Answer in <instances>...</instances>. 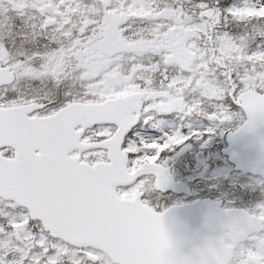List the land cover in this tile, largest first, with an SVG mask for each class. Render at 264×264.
Segmentation results:
<instances>
[{"label": "snow or ice", "instance_id": "obj_1", "mask_svg": "<svg viewBox=\"0 0 264 264\" xmlns=\"http://www.w3.org/2000/svg\"><path fill=\"white\" fill-rule=\"evenodd\" d=\"M24 4L68 46L46 53L39 67L25 61L9 70L0 42V264H201L195 247L177 253L164 213L147 197L163 186L166 154L193 137L207 142L238 114L233 109L247 114L245 127L264 120V33L256 30L248 51L223 30L264 23V0L198 3V23L157 0H0V14ZM251 10L257 14L243 15ZM129 19L149 22L135 43ZM122 53H150L152 62L133 61L125 71L115 62ZM229 60L250 67L235 70ZM158 71L161 90L144 75ZM13 72L51 78L53 89L21 94ZM185 86L197 98L185 99ZM170 115L178 118L173 130L141 136ZM194 118L208 126L194 128ZM233 235L254 249L253 238L264 236V203L234 216L218 236ZM110 244L121 246L119 260L105 251Z\"/></svg>", "mask_w": 264, "mask_h": 264}, {"label": "water", "instance_id": "obj_2", "mask_svg": "<svg viewBox=\"0 0 264 264\" xmlns=\"http://www.w3.org/2000/svg\"><path fill=\"white\" fill-rule=\"evenodd\" d=\"M229 136V147L225 151L229 160L237 169L260 174L264 178V120L257 119L250 127H245L244 122ZM171 189L177 190L175 187ZM239 213L242 211H222L216 203L198 201L193 205L170 208L164 212L163 222L178 254H189L195 247L199 249L201 264H224L230 251V248L223 246L224 240L239 241L240 236L218 235L224 225ZM105 251L114 260H119L123 255L119 245L110 244Z\"/></svg>", "mask_w": 264, "mask_h": 264}, {"label": "rangeland", "instance_id": "obj_3", "mask_svg": "<svg viewBox=\"0 0 264 264\" xmlns=\"http://www.w3.org/2000/svg\"><path fill=\"white\" fill-rule=\"evenodd\" d=\"M170 0H167L166 2H168ZM201 1L205 2V3H209V4H213L215 2V0H184V5H182L183 8H186L185 11H188L186 12H183V16L184 17H188L190 18V23H198L199 22V11L200 9L197 7V4L198 3H201ZM211 1V3H210ZM91 2V0H84V3L87 5ZM242 0H220V5L221 4H224L226 3L225 5H228V4H238V3H241ZM26 7H29L27 4H24ZM223 7V6H222ZM29 10L31 9V11H33V13H36L37 15H41L38 10H35V9H32V8H28ZM178 9L181 10V8L179 7ZM9 11V9H7L6 11L3 12L2 15H0V36H5L7 34L6 32V20H4L6 17H7V12ZM182 11V10H181ZM9 15H11L9 12H8ZM257 13L255 12V10H251V11H248V12H245L243 13V15H246V16H254L256 15ZM32 17V15H31ZM78 18V17H77ZM24 21H21L22 23L19 24L21 26H25L27 25L26 27V30L32 35L33 32L35 33L36 35V39L40 41L39 44H36V46L34 48H30L28 51L25 50L26 52V58L25 59H21L19 60V62H16V63H22V62H29L30 64L32 65H35L37 67H39V65H41L44 61L41 57H43L46 53L50 52L51 50L59 47V46H63V47H67L68 46V41L65 40L64 38L60 37L55 31H54V28L52 27L51 29L48 28L47 30H41V23L42 21L39 22V18L37 17L34 21V24L29 26L28 22L25 21V17H23ZM27 19V18H26ZM167 22V21H165ZM80 23V19L77 20L76 24L79 25ZM128 25H129V29H130V35L128 37V39H131L132 41H135L136 42V39H137V36H138V30L139 29H144L146 27H148V24L149 22L148 21H142V24L140 26H137L135 24V22H132V21H128L127 22ZM258 24V28L261 33H264V28L263 29H260L261 27H264V23H257ZM234 27H237V30L240 34H246V33H252V34H248L246 35L245 37H242V38H239V37H236L233 36L236 38L235 42L237 44V46H245L246 49L248 51H251L252 50V47H253V44H254V36L256 35V33L254 31H249V30H246V28L252 26V24H249V25H240V26H237V25H234L232 24ZM253 29H254V26H253ZM228 31V30H227ZM25 34V33H24ZM23 33H17L15 35V42H19L20 40H22V37L24 36ZM18 37V38H17ZM52 40H55V43L54 44H49V41H52ZM12 43H14L12 41ZM7 52L9 53V56L10 57H17L15 56V54H24L22 51L16 49V47H11L10 49L7 50ZM210 53V52H209ZM34 54H37V55H34ZM149 59L148 62H143L144 57H131L129 55H124L122 56V58H116L115 59V62L116 64L118 63L117 67H120V64L122 63L121 65V69L122 70H127L128 67L130 66V64L135 61V62H138V63H143L144 65H150L151 62H152V56L149 55ZM127 61V62H125ZM228 63L232 64L233 65V68L235 70H239V71H243L245 67H250L249 65H244V64H239L235 61H232V60H229ZM170 68L167 69V71L169 70ZM163 70V69H162ZM177 70H175L174 72H171L172 74H175ZM145 76H151L152 79H158V83L157 82H153L152 83V87L154 89H158L160 88V80H161V76H160V72H155V73H144ZM21 76V75H20ZM21 87L18 89V91L21 93L23 90H27L25 92L26 95H31V94H43L45 91L39 87L38 85H36L37 83H41V84H47L48 86H51L50 83L53 84L52 82V79L51 78H48V79H38V80H33V79H29V78H26L24 76H21ZM223 83V81L221 82ZM47 86V87H48ZM161 90V89H160ZM163 91L167 92L168 90H166L165 88L163 89ZM239 115H237L238 117ZM237 117L234 116V118L228 122V128L231 129V127L235 126L236 124V121H237ZM240 119V118H239ZM236 176H233V175H229V180H233V181H236L235 179ZM218 182H216L217 184ZM214 184V183H212ZM202 187L199 188V192H202V194H211V195H216V193L214 192L215 191V188H211L212 186H207V185H204V184H201ZM219 186V185H217ZM217 189V188H216ZM225 191V190H224ZM229 198L232 199V201H229V200H226L224 203L227 205V206H232L236 201H238L237 199V196L235 194H230L229 195ZM147 199L149 200V203L151 204H154L155 201H156V198H153L151 196L147 197ZM264 203V202H262ZM157 205H159V209H163V208H166L168 205V202L167 201H162V202H157L155 203ZM162 204V205H161ZM241 206V205H239ZM258 245L259 246H264V240H262L261 242H258ZM248 248V247H247ZM246 247H241L240 248V254H238L237 257H240L241 258V261L243 262L244 259L243 257L241 256V254L243 253V251L246 249Z\"/></svg>", "mask_w": 264, "mask_h": 264}, {"label": "flooded vegetation", "instance_id": "obj_4", "mask_svg": "<svg viewBox=\"0 0 264 264\" xmlns=\"http://www.w3.org/2000/svg\"><path fill=\"white\" fill-rule=\"evenodd\" d=\"M46 18V17H45ZM44 18V19H45ZM149 194H152L153 196H155V197H158L159 196V193H157V192H153V193H149ZM257 251V255L262 259V260H264V247H261V248H259L258 250H256ZM260 259V261H262Z\"/></svg>", "mask_w": 264, "mask_h": 264}]
</instances>
